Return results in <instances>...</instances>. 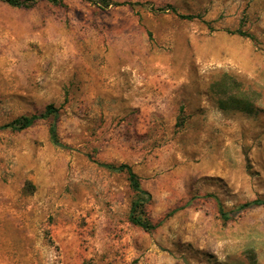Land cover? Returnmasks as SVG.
Masks as SVG:
<instances>
[{"label": "rangeland", "instance_id": "1", "mask_svg": "<svg viewBox=\"0 0 264 264\" xmlns=\"http://www.w3.org/2000/svg\"><path fill=\"white\" fill-rule=\"evenodd\" d=\"M48 104L65 148L0 130V264H264V0H0V125Z\"/></svg>", "mask_w": 264, "mask_h": 264}, {"label": "trees", "instance_id": "2", "mask_svg": "<svg viewBox=\"0 0 264 264\" xmlns=\"http://www.w3.org/2000/svg\"><path fill=\"white\" fill-rule=\"evenodd\" d=\"M11 6L16 7H28L30 4L37 0H1ZM49 2L53 4H62L63 0H48ZM140 4V3H136ZM151 10L158 12V11H167L170 10L172 12L176 13V9L172 7L171 5H166L163 7H151ZM180 18L191 20L193 18H196V15L191 14H179L176 13ZM237 34L253 38L252 35L245 33L243 31H236ZM253 98L255 97L254 94L251 95ZM224 105L226 104L225 101H222ZM221 103V104H222ZM227 104H230L229 107L232 109H241L247 112H251L254 110V106L252 103V98L250 96H244L243 98L238 97H232L230 101H227ZM225 105L228 107V105ZM53 117V121L51 122L49 126V138L51 142L61 148H65L66 146L60 141L58 131H57V119L59 117V109L55 107L52 104H48L44 110L38 114H32L29 116H21L16 119L11 120L10 122L4 123L0 125V130L3 129H12V130H23L30 126H32L36 121L43 118ZM100 166H103L111 171L116 172H125L127 174V178L129 181V186L134 192V199L131 202L130 210H129V220L134 225H137L141 228H143L146 231L153 230L157 228L160 225V222H153L147 213V205L149 204L151 200V194L142 188L140 183V178L137 175L136 172L132 169V167L129 164L121 163L119 165H113L110 163H100L98 162ZM258 205H264V199L256 198L251 201L245 202L240 205V208L248 207V206H258ZM178 208L173 209L168 213V215L175 212ZM219 212L223 219L227 220L228 213L225 211L222 206H219Z\"/></svg>", "mask_w": 264, "mask_h": 264}]
</instances>
